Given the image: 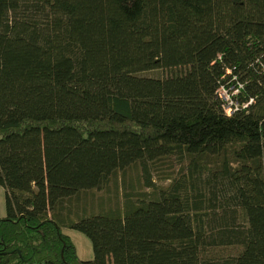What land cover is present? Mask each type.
I'll use <instances>...</instances> for the list:
<instances>
[{
    "label": "trees",
    "instance_id": "16d2710c",
    "mask_svg": "<svg viewBox=\"0 0 264 264\" xmlns=\"http://www.w3.org/2000/svg\"><path fill=\"white\" fill-rule=\"evenodd\" d=\"M221 87L253 103L228 116ZM171 158L167 186L69 218ZM0 187V264H264V0H0Z\"/></svg>",
    "mask_w": 264,
    "mask_h": 264
},
{
    "label": "rangeland",
    "instance_id": "374dc122",
    "mask_svg": "<svg viewBox=\"0 0 264 264\" xmlns=\"http://www.w3.org/2000/svg\"><path fill=\"white\" fill-rule=\"evenodd\" d=\"M183 73L184 70L176 69L147 72L145 76L163 79L180 76ZM179 164L180 161L175 158L162 159L149 164L148 172H144L140 165H134L123 172H119L106 187L81 192L67 202L65 207L72 209L69 218L76 221L80 217L99 214L109 209H123L126 194L131 193L134 197L137 192H152L153 189H147L146 179L151 180L156 188L167 186L170 183L168 179L177 174ZM63 229L74 241L80 259L91 261L94 258L92 241L78 230L69 229L65 226ZM108 264H112V260Z\"/></svg>",
    "mask_w": 264,
    "mask_h": 264
},
{
    "label": "built area",
    "instance_id": "2783aa9c",
    "mask_svg": "<svg viewBox=\"0 0 264 264\" xmlns=\"http://www.w3.org/2000/svg\"><path fill=\"white\" fill-rule=\"evenodd\" d=\"M232 90L233 88L227 89L226 87H221L218 90V98L223 102V109L228 116H233L238 112L247 110L253 103V100L241 103L237 98L238 90L233 92Z\"/></svg>",
    "mask_w": 264,
    "mask_h": 264
},
{
    "label": "crops",
    "instance_id": "0c3cea01",
    "mask_svg": "<svg viewBox=\"0 0 264 264\" xmlns=\"http://www.w3.org/2000/svg\"><path fill=\"white\" fill-rule=\"evenodd\" d=\"M6 193L5 190L0 187V219L6 218Z\"/></svg>",
    "mask_w": 264,
    "mask_h": 264
}]
</instances>
